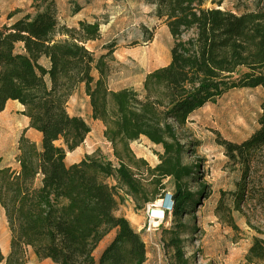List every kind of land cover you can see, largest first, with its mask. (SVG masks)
Instances as JSON below:
<instances>
[{"label": "trees", "instance_id": "trees-1", "mask_svg": "<svg viewBox=\"0 0 264 264\" xmlns=\"http://www.w3.org/2000/svg\"><path fill=\"white\" fill-rule=\"evenodd\" d=\"M240 1L228 8L227 0H156V15L174 39L171 61L146 75L140 89L118 90L108 86L115 46L109 44L99 57L88 48L102 37L98 20H81L78 27L63 24L55 0H39L35 14L19 9L4 15L0 9V113L18 103L29 129L41 135L39 144L22 135L17 168L3 165L0 157V206L10 232V252L6 258L0 253V263L28 264L30 250L54 264L146 263V242L117 211L126 198L136 210H145L162 192L147 198L148 189L124 158L141 138L160 146V162L151 175L160 183L173 179V214L188 213L197 196L184 181L195 172L183 163L186 147L177 128L231 90H264V0L253 8ZM79 11L77 6L75 14ZM4 17L13 22L3 23ZM82 85L117 166L90 155L66 163L67 154L91 132L68 109ZM258 125L243 142L224 144L227 157L242 166L244 190L254 165L264 159V101ZM110 178L114 184L107 182ZM111 233L95 259L93 253ZM250 254L264 259V241L256 239Z\"/></svg>", "mask_w": 264, "mask_h": 264}, {"label": "rangeland", "instance_id": "rangeland-1", "mask_svg": "<svg viewBox=\"0 0 264 264\" xmlns=\"http://www.w3.org/2000/svg\"><path fill=\"white\" fill-rule=\"evenodd\" d=\"M55 1L63 24L78 27L81 20H98L102 24L101 39L89 43L88 48L99 57L107 52L109 44L115 46L108 79L111 90L140 89L146 75L169 65L174 39L167 25L156 15V0ZM237 1L227 0L226 5L233 8ZM257 1L240 2L253 8ZM38 3L39 0H0V9L4 15L19 9L35 14L33 6ZM77 6L80 11L75 14ZM12 22L3 18V23ZM42 64L48 67L46 62ZM94 76L98 78L97 71ZM263 101L262 88L231 90L214 104L195 112L184 127L177 128L186 147L183 163L192 166L195 172L192 178L185 179V189L197 196V200L187 214L174 216L172 213L166 224L151 233L144 227L146 209L136 210L132 201L131 216L135 220V230L146 242L147 264H264V259L250 254L256 239L264 241V159L254 165L244 190L242 166L227 157L224 145L225 142L239 144L258 129ZM68 109L72 116L81 117L91 132L79 149L67 154V165L77 164L90 155L117 166L113 147L104 137L103 123L92 117L84 85L71 97ZM21 112L18 103H10L0 113V157L3 165L13 168L18 167L16 158L23 134L38 144L41 141L40 134L29 129V121ZM130 150L132 155L124 161L142 179L148 189L147 198L158 190L175 193L172 178L160 183L150 172L160 162V146L141 138L130 145ZM107 182L114 184L112 178ZM242 191L245 192L244 199L238 205ZM8 233L7 220L0 206V246ZM112 237L111 233L98 245L93 253L95 259ZM178 249L182 252L181 257ZM31 254L30 251L27 254L29 264H54L40 261Z\"/></svg>", "mask_w": 264, "mask_h": 264}, {"label": "built area", "instance_id": "built-area-1", "mask_svg": "<svg viewBox=\"0 0 264 264\" xmlns=\"http://www.w3.org/2000/svg\"><path fill=\"white\" fill-rule=\"evenodd\" d=\"M174 211V200L171 192H164L153 203L146 207V224L147 232H153L166 224L169 217Z\"/></svg>", "mask_w": 264, "mask_h": 264}, {"label": "crops", "instance_id": "crops-1", "mask_svg": "<svg viewBox=\"0 0 264 264\" xmlns=\"http://www.w3.org/2000/svg\"><path fill=\"white\" fill-rule=\"evenodd\" d=\"M19 49H21V46H19ZM42 62H46L48 65H49V62L46 60V59H43L42 60ZM11 103H16V102H11ZM10 104V103H9ZM8 104V105H9ZM7 105V106H8ZM21 106V105H20ZM21 108H22V111L24 110V108L21 106ZM26 118V117H25ZM27 119V118H26ZM28 120V119H27ZM29 121V120H28ZM40 137V139H41V135L39 136ZM36 142V141H35ZM37 143V142H36ZM79 149V148H78ZM66 163H68V157L66 158ZM71 165H73V164H70L69 166H71ZM132 208H134V205H133V202H132V200H130V199H126L125 200V204H123V205H121V207H120V209L117 211V215L118 216H124V217H126L129 221H130V223H131V225H132V227L135 229V220L133 219V217L131 216V212H132ZM7 220V219H6ZM8 224V223H7ZM9 229V228H8ZM113 234V233H112ZM113 238V237H112ZM112 238L110 239V241L112 240ZM110 241L106 244V246L110 243ZM105 246V247H106ZM104 247V248H105ZM9 252H10V232L8 233V235L4 238V240H3V242H2V244H1V246H0V253L2 254V256L4 257V258H6L7 256H8V254H9ZM30 253H32V251L30 250ZM33 254V253H32ZM31 254V255H32ZM34 255V254H33ZM32 255V256H33ZM34 257H36L35 255H34ZM149 256H148V254H147V258H148ZM36 259H37V257H36ZM46 261H50V260H46ZM51 262V261H50ZM0 264H5L4 262H2V263H0ZM28 264H29V262H28ZM145 264H147V261H146V263Z\"/></svg>", "mask_w": 264, "mask_h": 264}]
</instances>
